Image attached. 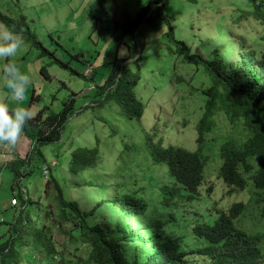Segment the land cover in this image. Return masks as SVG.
<instances>
[{"label":"trees","instance_id":"16d2710c","mask_svg":"<svg viewBox=\"0 0 264 264\" xmlns=\"http://www.w3.org/2000/svg\"><path fill=\"white\" fill-rule=\"evenodd\" d=\"M170 1L146 0L135 16L127 13L123 22L110 17L102 2L101 8L106 13L107 21L114 25V30L129 35L130 44L136 46V38L143 32L141 25L144 21L159 22L160 28L166 24L168 30L162 33L160 40L173 47L170 50L172 54L183 57L177 62L195 64V67H200L198 73L206 75L202 86H196L195 78L189 80L177 74L175 61L172 63L171 76L176 83V91L180 90L177 85L188 83L193 90L207 96L204 113L193 124L196 148L187 149L172 144L157 148L151 144L152 159L160 164V168L167 165L171 182H164L163 177V181L153 180L149 188L143 186L139 190L141 194L131 190L129 184L112 182L106 175L103 177L104 183L87 180L73 184L57 177L58 172L56 175L53 173V165L45 164L42 148L62 139L67 120L77 111L76 95L72 93L58 112L40 108L32 115L23 132L28 147L25 156L15 158L9 167L13 173L11 187L16 209L9 221L0 214V222L8 223L11 233L5 243L6 248L0 247L3 257L0 264H6L8 256L16 262V248L20 249L23 261L27 255L32 258L40 255V264H45L42 258L44 253L51 261L60 256L59 264H240L248 246L246 264H264V0H247L250 8L246 6L248 9L241 10L231 18L226 15L223 35L209 23L199 24L198 29L210 32L207 41L202 40L201 35L186 38L177 28L181 26L178 18H186V14L194 8L197 13L202 9L200 1L185 0L188 5L185 11L181 9L178 14L175 13L174 0L168 9ZM0 22L20 34L30 45L42 48V54L52 56L62 65L71 66L61 61L55 50L46 49L32 30L26 14L12 15L0 9ZM185 27L191 32L193 22L186 18ZM257 27L262 30L260 40L257 37L249 40L251 30ZM140 44L143 50L133 60L138 67L137 73L132 75L127 63L120 72L117 69L116 73L111 74L108 82L92 86L101 94L115 87L111 90L112 97L121 106L122 115L137 120L145 112V105L136 94L141 72L139 62L148 54L146 40L143 39ZM154 46L152 44L150 47ZM125 59L121 60V64ZM86 63L83 73H78L76 68L73 70L80 77L94 80L98 66L92 60ZM42 68L45 70L44 76L51 78L47 66ZM36 98L34 90L32 100ZM44 112L47 113L46 117ZM183 121L185 124L191 123L188 119ZM206 147H218L220 150L222 164L211 165L210 171H215L220 165L218 178L226 185L224 189H227V193H242L247 189L251 195L248 201L241 199L218 206L214 216H211L213 222H198L190 237L173 224L182 213L181 206L177 207L176 198L179 197L180 202L184 197L200 199L199 189L205 179V169L208 175L206 164L209 156L203 154L208 153ZM70 157L69 169L74 174L80 175L91 167L104 168V161L100 162L103 154L98 145L78 146ZM36 160L41 162V166L45 165L43 175L46 177L37 198L28 186H34L35 182H28V185L24 182L35 167ZM56 165L60 167L61 163ZM73 187L82 188L75 199L69 197ZM91 189L94 190L93 194ZM183 189L191 195L186 196ZM99 192H107L108 196L98 198ZM85 199L87 203H83ZM88 201L92 203L91 213L87 208ZM102 206H105L106 214L101 220L97 217ZM26 210L32 213L30 218H27ZM35 210L38 211L36 220ZM142 214L149 217H142ZM90 216H94L92 223ZM144 217L148 220L147 225L139 224L138 218L142 222ZM57 220L68 230L66 239L77 250L86 249V253L75 252L74 257L68 259L67 252L57 250L56 239L62 232ZM26 222L30 224L28 228ZM250 222L252 225H249ZM168 224L174 227L166 229Z\"/></svg>","mask_w":264,"mask_h":264},{"label":"rangeland","instance_id":"374dc122","mask_svg":"<svg viewBox=\"0 0 264 264\" xmlns=\"http://www.w3.org/2000/svg\"><path fill=\"white\" fill-rule=\"evenodd\" d=\"M145 1L0 0V9L4 12L12 15L26 14L32 30L46 49L55 50L56 56L61 61L71 65L67 67V64L58 63L52 56L42 54V48L38 49L25 40H23L22 50L15 57L8 61L0 60V67L6 62L14 63L22 73L30 77L31 81L22 102L16 105L11 101L8 89L2 76H0V104L8 105L10 108L14 106L30 107L32 115H35L42 107H46L48 111L58 112L62 109L63 102L72 93H75L77 111L67 120L62 139L57 143L46 144L42 148L46 157L45 164L53 165L52 163L55 161L52 166L53 173L56 175L58 172L57 177L63 181L65 179L75 184L91 180L100 184L104 183L103 177L106 175L112 182L126 183L130 185L131 190L139 191L142 190L143 186L149 188L153 180L163 181L161 177L166 182L169 180L167 165L164 164L160 168V164L152 159L151 144L153 141L161 140L163 146L172 144L187 149L196 148V133L193 124L203 115L207 96L198 90H193L188 83L183 86L177 85L180 90L176 91V83L171 76L172 63L175 61L176 67L174 69H176L177 74H182L189 80L195 78L197 80L196 86H202L203 81L206 80V75L199 74L200 67H195V64L177 62L183 57L172 54L173 47L167 46L160 40L162 33L168 30L166 24L160 28L159 22L144 21L141 25V31L144 33L141 32L137 36L136 46L130 44L129 35L114 30V25L107 21L106 13L101 8L102 2L110 17L123 22L127 13L135 16ZM199 1L202 9L197 13L196 8H194L186 14L187 20L193 22L194 29L191 32L185 27L186 18L177 19L178 22H181V26H177V28L186 38H197L198 35H201L202 40L207 41L210 32L198 29L199 24L206 23H209L216 32L220 31L218 33L223 35L227 20L226 15L231 18L241 10L250 8L247 0ZM172 2L173 0L168 3V9ZM186 5L188 4L185 0H174L175 13L178 14L181 9L185 11ZM192 6L195 7V4ZM0 26L4 25L0 22ZM261 35L262 30L257 27L254 31L251 30L249 40L253 37L260 40ZM143 39L146 40L145 49L148 54L139 62L141 72L136 85V94L143 101L145 112L143 117L137 120L122 115L121 106L112 97L111 90L115 87L112 86L113 88L108 89L106 94H101L92 86L93 84L99 85L108 82L111 74L116 73L117 69L120 72L122 66L127 63H129L128 67L132 75L137 73L138 67L133 64V60L143 50L140 44ZM57 40L59 43H56ZM212 42V37H210V44ZM152 44H155L153 48L150 47ZM123 58L127 59L121 64ZM90 60L99 69L95 73L94 80L80 77L73 70L76 68L78 73H83L87 66L86 62ZM42 66H47L51 78L47 79L44 76L45 70ZM103 77L104 80L102 81ZM34 90L37 98L32 100ZM106 97L107 99H105ZM46 115L47 113L44 112L45 117ZM185 119L190 120L191 123L185 124L183 121ZM21 139L18 140L17 149L19 146L26 147L27 141ZM96 145L99 146L103 154V159L100 162L104 161V168L102 166L100 168L92 167L80 175L71 172L69 169V163L72 161L70 154L78 146ZM206 150L208 153L204 152L203 154L209 156V161L206 164L208 175L204 171L205 179L199 189L201 197L200 199L193 197V200L184 197L180 202L182 213L177 220L173 221L180 232L188 234L190 237L191 232H193L192 229L198 222L203 220L213 222L211 216H214L218 206L221 204L229 205L238 199L248 201L251 195L247 189L242 193L228 194L227 189H224L226 185L218 178L219 167L222 164L220 150L218 147L214 149L206 147ZM18 156L22 157V153ZM218 162H220L218 168L214 172L210 171V166L216 165ZM57 163H61V166L56 165ZM34 165L31 174L24 179V182L26 185L28 182H35L34 186H28L37 198L40 196L46 178L43 175L45 165L41 166V162L37 160ZM2 171L0 174V214L9 221L16 209L12 203L14 199L11 187L13 173L10 169ZM210 186L213 187L212 190H208ZM79 189L82 188L73 187L69 197L75 199ZM182 191L186 196L191 195L186 189ZM90 192L93 194L94 190L91 189ZM139 192L141 194V191ZM107 196V192L98 193V198ZM83 203H87V199ZM87 208L91 213V201H88ZM100 210L97 219L102 220V216L106 214L105 206H102ZM31 214L29 210H26L27 218H30ZM34 214L36 220L38 211L35 210ZM94 216L89 218L90 223H92ZM138 221L141 224V218H138ZM57 223L62 227V229L60 228L62 232L56 239L57 250L67 252L68 259L73 258L75 252L77 254L86 253V249L77 250L73 243L66 239L68 230L58 220ZM25 225L28 228L30 224L26 222ZM249 225H252V222ZM169 227L174 226L166 225V229ZM10 234L8 223L0 222V247L6 248L5 243L10 238ZM28 244L26 253L29 252ZM16 253L15 259L17 261H12L11 256H8L6 264H33V262L40 264L42 261L40 255L34 258L27 255L24 261L21 260L19 248H16ZM0 254L1 261L3 257L2 253ZM42 258L45 264L49 262L59 264L60 256L51 261L44 253Z\"/></svg>","mask_w":264,"mask_h":264},{"label":"clouds","instance_id":"9594fccd","mask_svg":"<svg viewBox=\"0 0 264 264\" xmlns=\"http://www.w3.org/2000/svg\"><path fill=\"white\" fill-rule=\"evenodd\" d=\"M22 47H23V38L20 34L7 28L6 26H0V60L8 61L10 58L15 57L18 54V52L22 50ZM0 76H2L3 82L6 88L8 89V95L11 101L14 102L16 105H19L23 100L27 87L31 83L30 77L27 74L22 73L14 63H7V62L4 63L2 67H0ZM31 119H32V112L27 107L14 106L10 108L8 105L0 104V146H3L8 150H15L19 138H22L21 140L23 139L26 140V137L23 134V132L28 122ZM22 143H24V141H22ZM152 144L156 145V147L159 148L160 145H162V141L161 140L157 142L153 141ZM26 151H27V144H26ZM16 154L17 156L19 155L18 153ZM14 159H12L11 161H13ZM54 162L52 163L53 165ZM7 166L9 168L11 164H8ZM212 171L214 172V170ZM205 173L207 174V171ZM164 182L166 181L164 180ZM169 182L171 181L168 180L166 183ZM210 187L212 190L213 187L212 186ZM176 199H177V207H179V205L181 206L179 197H177ZM188 200H192V199H188ZM12 203L13 204L15 203L14 199ZM172 213H174L173 210ZM143 216L149 217L146 214H142V217ZM141 223L147 225L148 220L145 218ZM249 248L250 246L246 248L243 254L245 256L241 257L240 264H246V258L248 257ZM54 258H57V256Z\"/></svg>","mask_w":264,"mask_h":264},{"label":"crops","instance_id":"0c3cea01","mask_svg":"<svg viewBox=\"0 0 264 264\" xmlns=\"http://www.w3.org/2000/svg\"><path fill=\"white\" fill-rule=\"evenodd\" d=\"M21 154L22 153V157H24L25 153H26V147H20L17 150V146L15 148V150H8L6 148H4L3 146H0V174L1 172H3L2 170H8V164H10V161L14 158L17 157V154ZM16 155V156H15ZM13 179V177L11 178Z\"/></svg>","mask_w":264,"mask_h":264}]
</instances>
